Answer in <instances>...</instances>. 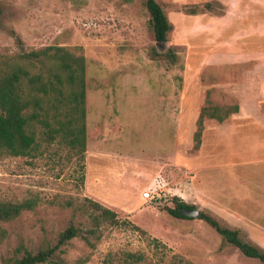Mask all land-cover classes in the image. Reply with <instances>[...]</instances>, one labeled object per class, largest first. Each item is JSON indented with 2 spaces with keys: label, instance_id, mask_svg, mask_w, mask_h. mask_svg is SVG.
Returning <instances> with one entry per match:
<instances>
[{
  "label": "rangeland",
  "instance_id": "obj_1",
  "mask_svg": "<svg viewBox=\"0 0 264 264\" xmlns=\"http://www.w3.org/2000/svg\"><path fill=\"white\" fill-rule=\"evenodd\" d=\"M157 1L170 24L185 25L186 15L196 9L176 8L172 0ZM144 2L0 0V59L47 46L66 47L84 56L87 128L82 156L57 138L51 144L43 142L32 157L0 161V202H35L32 210L0 223V264L20 258V247L36 253L44 246L56 245L59 234L69 225L78 228L79 234L60 247L54 261L103 264L110 254L116 257L133 252L144 255V264H168L173 255L192 264H261L223 244L203 220L174 218L166 210L174 207V198L188 200L200 213L238 230L245 241L264 251V195L251 197L242 207L233 203V210L244 218L232 217L234 214L223 218L193 196L183 199L171 193V159L175 152L171 135L177 115L178 181L183 194L190 174L186 165L198 149H194L198 117L187 120L195 108L187 106L182 98L187 38L185 33L178 36L171 30L166 44L156 43ZM212 6L215 15L224 13L221 5ZM263 19L264 9H260L249 21L240 22V29ZM234 31L239 37L247 34L239 33L235 26L226 29L227 34ZM200 38L191 42L192 51L203 46ZM241 40L235 48L249 45L246 39ZM256 45L255 41L250 43ZM152 48L160 57H152ZM221 98L230 105L214 101L219 105L213 106L212 101H206L200 109L217 107L223 116L232 109L233 101ZM206 124L215 122L205 118L202 131ZM96 127L102 134L91 137ZM255 160L243 171L250 173L248 181L257 184L264 194V154ZM153 168L159 169L154 176H161L149 187L146 175H152ZM90 202L114 211L118 223L93 229L88 218Z\"/></svg>",
  "mask_w": 264,
  "mask_h": 264
},
{
  "label": "crops",
  "instance_id": "obj_2",
  "mask_svg": "<svg viewBox=\"0 0 264 264\" xmlns=\"http://www.w3.org/2000/svg\"><path fill=\"white\" fill-rule=\"evenodd\" d=\"M172 1L176 8H196L195 13L186 15L185 25L171 24L174 34L185 33L187 38V77L182 98L187 100V106L195 108L187 120L197 119L206 101H212L213 106L219 105L216 104L218 101L230 105L223 102L221 96L233 101L232 108L237 107V111L226 110L229 113L222 122L210 119L215 124H206L199 147L186 165L190 174L184 194L178 181L180 133L179 116H176L175 132L171 135V148L173 140L175 148L171 159V193L182 198L185 195L186 198L187 195L197 198L217 217L234 214L232 217L244 218L233 210V203L242 207L251 197L264 195L257 184L248 181L250 173L243 171L248 164L257 162L256 156L264 154V19L249 22L245 29H240L239 24L264 9V0ZM212 3L221 5L224 13H212ZM201 9L204 11H197ZM233 26L239 33L244 31L247 34L240 37L235 31L227 34L226 29ZM200 36L203 46L192 51L191 42ZM240 38L249 43L245 49L235 48L236 43L242 42ZM252 41L258 45L250 46ZM95 133L102 134L98 127L91 132V137ZM158 170L155 168L152 175H146L147 186L152 187L157 182L156 177L161 174L154 175ZM185 203L189 204L188 200Z\"/></svg>",
  "mask_w": 264,
  "mask_h": 264
},
{
  "label": "trees",
  "instance_id": "obj_3",
  "mask_svg": "<svg viewBox=\"0 0 264 264\" xmlns=\"http://www.w3.org/2000/svg\"><path fill=\"white\" fill-rule=\"evenodd\" d=\"M144 6L149 14V28L153 40L161 45L166 44L172 25L161 4L157 0H145ZM171 55L175 59V54ZM152 57H160L155 48H152ZM85 90V58L72 53L66 47L47 46L1 58L0 161L6 157H32L41 149L43 142L51 144L57 138L82 156L86 148ZM231 111H237V107H233ZM218 112L216 107L200 110L194 134V149L200 144L204 119L222 122L229 113L227 111L219 116ZM173 203V208H166L171 216L191 219L182 212L194 210V206L175 198ZM34 205L35 202L31 199L0 202V223L16 219L22 212L32 210ZM90 206L92 210L88 218L93 229H98L105 223H118L114 211L97 202H90ZM199 219L220 236L223 244L236 248L246 258L264 264V251L245 241L238 230L222 226L211 215L203 212ZM93 229L89 233H93ZM78 234L79 229L69 225L59 234L56 245L44 246L36 253L20 247L23 250L22 256L9 259L3 264H44L50 261L54 264H66L62 260L54 261L56 252ZM144 259L143 254L123 252L116 257L108 255L103 264H144ZM168 264L192 263L173 255Z\"/></svg>",
  "mask_w": 264,
  "mask_h": 264
},
{
  "label": "water",
  "instance_id": "obj_4",
  "mask_svg": "<svg viewBox=\"0 0 264 264\" xmlns=\"http://www.w3.org/2000/svg\"><path fill=\"white\" fill-rule=\"evenodd\" d=\"M182 214L184 216H187V217H190V218H193V219H199V216H200V212L196 209L194 210H189V211H183Z\"/></svg>",
  "mask_w": 264,
  "mask_h": 264
},
{
  "label": "built area",
  "instance_id": "obj_5",
  "mask_svg": "<svg viewBox=\"0 0 264 264\" xmlns=\"http://www.w3.org/2000/svg\"><path fill=\"white\" fill-rule=\"evenodd\" d=\"M148 195V194H147ZM152 199H153V197H152Z\"/></svg>",
  "mask_w": 264,
  "mask_h": 264
}]
</instances>
